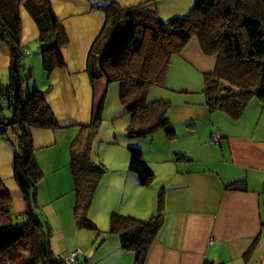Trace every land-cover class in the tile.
<instances>
[{"label":"trees","instance_id":"obj_1","mask_svg":"<svg viewBox=\"0 0 264 264\" xmlns=\"http://www.w3.org/2000/svg\"><path fill=\"white\" fill-rule=\"evenodd\" d=\"M21 6L38 27V47L47 75L65 65L62 49L68 42L50 0H0V40L10 50L9 83L0 88V136L12 145V174L26 204L22 220L15 222L11 194L0 177V264H62L61 257L51 249L46 225L30 206L33 190L42 176L31 130L56 128L59 123L43 90L35 84L22 87L32 72L28 70L24 78L20 76L25 54L21 44ZM97 7L105 13L111 31L98 55L89 51L85 69L92 84L99 77L118 82L119 101L128 115L127 135L147 136L162 128L168 138L174 137L168 116L172 102L166 98L148 99V91L153 85L165 86L172 55L180 53L192 38L204 55L215 59L213 67L202 73L204 104L210 112L223 111L237 119L250 99L264 102V0H196L185 14L165 20L157 17L146 2L122 7L110 0L97 3ZM103 100L104 95L96 103L91 120L79 125V133L70 145L73 209L77 223L90 227L94 225L85 219V214L104 167L90 160L89 145L102 120ZM3 102H7L8 115L2 113ZM128 149V168L141 184H149L153 170L141 148ZM174 155L177 159L185 157L180 152ZM241 181L226 186L237 187ZM158 206L157 212L145 220L118 211L110 213L108 231L122 233L121 246L133 252V264H144L162 226L161 196ZM257 245L255 237L244 256Z\"/></svg>","mask_w":264,"mask_h":264},{"label":"crops","instance_id":"obj_2","mask_svg":"<svg viewBox=\"0 0 264 264\" xmlns=\"http://www.w3.org/2000/svg\"><path fill=\"white\" fill-rule=\"evenodd\" d=\"M50 1L65 28L68 42L62 49L65 65L54 68L49 75L37 52L38 27L25 7L20 8L21 44L23 50H27L21 60L41 74L37 86L43 88L59 123L56 128H32L35 150L53 146L62 139L69 142L79 125L91 120L102 95V118L107 111L109 82L99 77L92 84L85 66L89 51L98 55L110 34L106 15L97 7V3L110 0ZM115 1L122 7L146 2L155 14L164 12L172 4L171 0ZM179 54L173 64L171 57L169 72L171 68L177 71L170 77L167 72L165 81L172 86L170 92L163 95L172 102L168 116L175 135L173 138L164 136L170 144L149 145V154L146 153L149 149L140 145L153 170L148 184L154 183L153 186L140 183L136 173L128 168L129 157L121 150V156L116 154L112 162V173L117 167L120 173L112 174L115 176L112 178H116V184L121 185L125 195H138L136 200L128 208H89L88 212L96 216L101 211L108 226L112 211L144 218L158 209L155 204L148 207L144 199L146 191L153 189L161 196L163 223L144 264H250L264 236V102L255 97L250 99L237 119L223 111L210 112L204 104L203 92L194 95L190 85L184 88L189 83L179 85L178 82L189 80L193 70L211 69L214 57L204 55L194 38ZM9 67L10 50L0 40V88L9 83ZM117 108L111 118L125 117L121 120L124 129L128 116L122 105ZM117 128L120 126L115 132H119ZM212 133L220 135L219 141L211 140ZM158 137L163 135L158 134ZM175 152L185 157L177 159ZM12 156L11 143L0 136V177L3 180L13 178ZM103 177L104 174L100 180ZM238 180L242 181L237 187L226 186ZM108 234L100 242L97 238L87 246L86 264H133V252L121 246L122 233L108 231ZM255 237L257 247L244 256Z\"/></svg>","mask_w":264,"mask_h":264},{"label":"rangeland","instance_id":"obj_3","mask_svg":"<svg viewBox=\"0 0 264 264\" xmlns=\"http://www.w3.org/2000/svg\"><path fill=\"white\" fill-rule=\"evenodd\" d=\"M195 1L196 0H171L172 4L170 7L166 8L164 12L161 10L160 13H156V16L165 20L173 15H183L191 8ZM173 7H176L177 9L171 10ZM26 52L27 50L25 53ZM37 52L41 55L39 49ZM177 56L181 55L179 53H174L172 55V64L175 62L174 58ZM185 62L188 63L187 60ZM20 64V76L22 78L26 76L28 70H31L32 72V77L29 80L23 81L22 87H25L27 84H35L37 86L38 81L41 78V74H39L38 70L30 68L31 66L29 65L25 66L24 60H21ZM171 70L172 68L170 69V72L168 70L169 77L171 76V73L174 74L177 71L176 69ZM202 73L203 72L197 69L193 70L189 80L187 79L186 82L178 83L179 85H182V83H189L188 85H184V88H188L190 85L193 94L197 95L201 93L203 89L204 81ZM43 78L44 76L42 75V80ZM108 85L105 101L107 111H104V116L98 126L97 134L89 145L91 154L90 160H92L94 164L103 165L104 177L98 183L89 208H128L133 200H136L138 195H125L121 185L119 183L116 184V178H112L115 177L112 176V174L116 175L120 173V167H117L113 171L115 173H112V162H114L113 157L116 154L120 155L121 150H124L126 157H129L130 153L128 146H137L141 148L140 145H143V147L149 149V151L146 150V153L149 154L151 151L150 148H148L149 145L155 146L157 144L167 142L170 144V141L164 139L166 134L165 130L162 128L156 129L154 132L149 134V136L132 137L127 135L125 131L127 122H125L123 126V128H125L122 129V121L126 118L123 116H119L116 120L111 118V114L114 115L118 111L117 106H121L119 101V84L117 81H112L109 82ZM171 86L172 84L168 81H165V87H161L159 85L151 86L148 91V99L164 98L163 95L170 92L169 88ZM37 87L41 90L43 89L39 86ZM6 104L7 102L2 103V113L4 115L9 114V108ZM116 115H118V113ZM119 126L120 128L117 129L120 133L117 131L115 132L114 129ZM79 130L80 129L76 130L69 142L62 139L61 141L64 143L59 141L53 146L41 147L34 150L35 159L39 169L41 170L42 176L33 190V199L31 200L30 206L35 216L38 217V219H40L47 227L50 246L53 253H55L59 258H64L71 250L80 248L81 250L77 256L75 264H86L85 254L87 246L91 245L97 238L100 242L105 235L108 236L110 234H108L107 218L101 211L96 214L97 217L94 216L91 211L86 212L85 214V219L89 223H92L94 227L80 225L77 223V217L73 209L75 208L74 180L69 167V159L70 145L79 133ZM121 130L124 131L121 132ZM158 134L163 135V137H158ZM3 181L11 194V212L13 220L19 222L22 220V213L26 208L25 201L23 200L14 178L11 177ZM153 184L154 183H152V185H147L150 187L153 186ZM158 195V192L156 193L153 189L146 191L144 199L147 203H149L148 207L151 208V206L155 204L158 208ZM156 212L157 210L147 216H144V218L136 217L145 220ZM94 218H97V221ZM250 264H264V236L258 245L256 253L253 254Z\"/></svg>","mask_w":264,"mask_h":264},{"label":"built area","instance_id":"obj_4","mask_svg":"<svg viewBox=\"0 0 264 264\" xmlns=\"http://www.w3.org/2000/svg\"><path fill=\"white\" fill-rule=\"evenodd\" d=\"M25 52V51H24ZM220 135L218 133H212L211 134V140L213 141H219ZM80 252V249L72 250L68 256L61 258L62 264H75L77 261V256Z\"/></svg>","mask_w":264,"mask_h":264},{"label":"water","instance_id":"obj_5","mask_svg":"<svg viewBox=\"0 0 264 264\" xmlns=\"http://www.w3.org/2000/svg\"><path fill=\"white\" fill-rule=\"evenodd\" d=\"M14 82H15V86H14V95H15V93H16V91H17V83H16V79H14Z\"/></svg>","mask_w":264,"mask_h":264}]
</instances>
